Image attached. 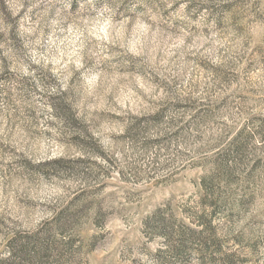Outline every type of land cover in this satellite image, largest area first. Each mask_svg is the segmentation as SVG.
<instances>
[{
  "label": "rangeland",
  "instance_id": "1",
  "mask_svg": "<svg viewBox=\"0 0 264 264\" xmlns=\"http://www.w3.org/2000/svg\"><path fill=\"white\" fill-rule=\"evenodd\" d=\"M0 264H264V0H0Z\"/></svg>",
  "mask_w": 264,
  "mask_h": 264
},
{
  "label": "trees",
  "instance_id": "2",
  "mask_svg": "<svg viewBox=\"0 0 264 264\" xmlns=\"http://www.w3.org/2000/svg\"><path fill=\"white\" fill-rule=\"evenodd\" d=\"M65 228V225H59L58 226V229L59 230H62V229H64ZM39 241V240H38ZM28 246H30V247H28ZM39 247V248H38ZM47 249H48V246L47 245H45V244H43V243H37V242H35V243H33V242H31V243H29L28 245H27V248H25L24 250H23V252H24V259L25 260H28V259H30L28 256L29 255H35V257H37L36 256V253H37V255H38V253H43V252H45V251H47ZM13 251V250H12ZM38 251H40V252H38ZM32 253V254H31Z\"/></svg>",
  "mask_w": 264,
  "mask_h": 264
}]
</instances>
